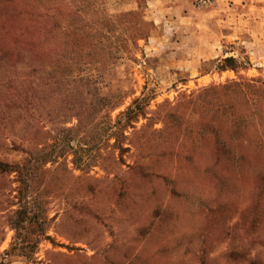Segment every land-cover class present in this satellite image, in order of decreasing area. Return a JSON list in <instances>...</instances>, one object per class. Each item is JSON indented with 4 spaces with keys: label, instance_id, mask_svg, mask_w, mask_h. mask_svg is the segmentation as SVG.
<instances>
[{
    "label": "rangeland",
    "instance_id": "1",
    "mask_svg": "<svg viewBox=\"0 0 264 264\" xmlns=\"http://www.w3.org/2000/svg\"><path fill=\"white\" fill-rule=\"evenodd\" d=\"M229 55L243 67L217 70ZM230 79L264 81V0H0V223L36 198L55 242L3 224L0 264H264V188L205 172L163 123Z\"/></svg>",
    "mask_w": 264,
    "mask_h": 264
},
{
    "label": "trees",
    "instance_id": "2",
    "mask_svg": "<svg viewBox=\"0 0 264 264\" xmlns=\"http://www.w3.org/2000/svg\"><path fill=\"white\" fill-rule=\"evenodd\" d=\"M138 35L142 31L137 32ZM243 65L229 55L220 61L217 70L233 69ZM77 75V74H75ZM77 76V80H83ZM87 84L84 81V84ZM148 98L140 96L134 98L132 104L117 114L114 126L118 130L133 127L132 123L138 117L146 118ZM180 109V110H179ZM187 113V117L183 114ZM165 127L176 129V140L192 142L190 156L197 152L203 158L205 172L215 171L218 167L222 172L237 169L238 172L248 168L255 178L256 187L264 188V81L260 79L233 80L223 84L202 87L194 93L182 97L176 106L169 108L163 115ZM121 136V134H120ZM120 136H115V143L120 151L130 148L123 146ZM120 144V145H119ZM75 153V152H74ZM75 161V158H74ZM245 165V166H244ZM7 164L0 161V170L4 171ZM74 203H82L85 196H74ZM36 199V198H35ZM33 198L29 207L20 200L16 209L9 211L4 222L0 223V239L4 230L2 225L16 231L20 238V249L36 250V244L42 239L55 244L51 237L46 235L43 220L38 218L37 203ZM73 209L82 211V207ZM84 211L86 208H83ZM70 209L63 211L67 216ZM63 219V217H60ZM77 220V221H76ZM75 221L79 222L81 218ZM25 232L24 234L22 232ZM28 234L31 236L28 237ZM27 235V236H26ZM71 239V237H70ZM75 242V240L73 241Z\"/></svg>",
    "mask_w": 264,
    "mask_h": 264
}]
</instances>
